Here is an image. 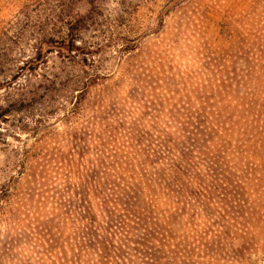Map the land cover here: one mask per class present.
I'll return each instance as SVG.
<instances>
[{
    "label": "rangeland",
    "instance_id": "1",
    "mask_svg": "<svg viewBox=\"0 0 264 264\" xmlns=\"http://www.w3.org/2000/svg\"><path fill=\"white\" fill-rule=\"evenodd\" d=\"M74 17L79 55L55 49L42 76L11 82L37 39ZM216 113L227 157L160 207L166 264H264V0H0V191L14 189L0 264H77L70 187L97 211L96 169L136 146L130 132L157 144Z\"/></svg>",
    "mask_w": 264,
    "mask_h": 264
},
{
    "label": "trees",
    "instance_id": "2",
    "mask_svg": "<svg viewBox=\"0 0 264 264\" xmlns=\"http://www.w3.org/2000/svg\"><path fill=\"white\" fill-rule=\"evenodd\" d=\"M90 5L93 8V2ZM76 23L75 17L67 21V33L58 37L40 36L34 44V56L23 62L11 82L17 85L16 78H22L26 73L31 76L37 74L39 67L46 63L47 54L55 49H58L60 57L79 55L82 47L77 42L79 36L74 33ZM99 77L98 73L92 75L91 81L95 83ZM46 81L53 82L51 79ZM28 82L32 86L33 82ZM27 88L26 84L22 85L23 92ZM39 92L25 93L23 101L27 98L33 100ZM224 117L217 113L208 116L207 120H202L199 129H183L188 135L182 136L179 132V137L166 134L165 139L157 141V144L149 133L130 132L128 144H136L127 148L132 152L123 150L125 155L118 162L114 160L115 155H110V159L106 154L103 172L96 169L103 176V180H98L103 182L102 191L96 189V193L101 195L97 196V211L90 200V192L83 184L70 187V226L77 221L82 226L73 235V245L78 250L74 253L76 263L166 264L168 231L165 228V211L163 213L160 207L170 196L186 197L203 172L200 168L202 163L212 172L216 159L227 157ZM22 165L29 170L26 161ZM95 187L98 188V184ZM12 191L14 189L8 188L0 191V213L11 205L8 198L13 196ZM82 257H87L88 262L82 263Z\"/></svg>",
    "mask_w": 264,
    "mask_h": 264
}]
</instances>
